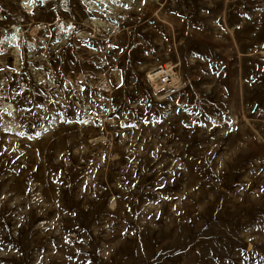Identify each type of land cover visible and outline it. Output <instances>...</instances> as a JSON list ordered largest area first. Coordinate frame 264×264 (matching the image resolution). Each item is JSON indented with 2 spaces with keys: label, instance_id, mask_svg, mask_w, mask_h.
<instances>
[{
  "label": "rangeland",
  "instance_id": "obj_1",
  "mask_svg": "<svg viewBox=\"0 0 264 264\" xmlns=\"http://www.w3.org/2000/svg\"><path fill=\"white\" fill-rule=\"evenodd\" d=\"M0 264H264V0H0Z\"/></svg>",
  "mask_w": 264,
  "mask_h": 264
},
{
  "label": "bare ground",
  "instance_id": "obj_2",
  "mask_svg": "<svg viewBox=\"0 0 264 264\" xmlns=\"http://www.w3.org/2000/svg\"><path fill=\"white\" fill-rule=\"evenodd\" d=\"M164 74V72L162 70H155L153 71V76L152 77H155L154 79H157V84H161L162 80L163 79H159L160 75ZM156 82V80H155Z\"/></svg>",
  "mask_w": 264,
  "mask_h": 264
}]
</instances>
